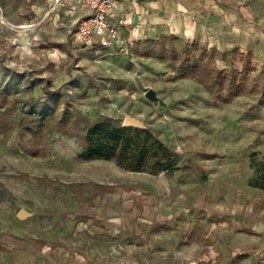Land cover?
I'll list each match as a JSON object with an SVG mask.
<instances>
[{"label": "rangeland", "instance_id": "rangeland-1", "mask_svg": "<svg viewBox=\"0 0 264 264\" xmlns=\"http://www.w3.org/2000/svg\"><path fill=\"white\" fill-rule=\"evenodd\" d=\"M45 8L0 0V90L24 98L26 81L42 78L85 122L51 132L38 157L16 130L0 135V264H264V190L251 186L264 161L261 74L238 77L237 91L223 87V102L218 86L183 73L185 40L70 52ZM206 53L204 64L239 72L234 57ZM30 94L47 99L39 86ZM125 116L178 155L174 172L79 157L91 122Z\"/></svg>", "mask_w": 264, "mask_h": 264}, {"label": "trees", "instance_id": "trees-1", "mask_svg": "<svg viewBox=\"0 0 264 264\" xmlns=\"http://www.w3.org/2000/svg\"><path fill=\"white\" fill-rule=\"evenodd\" d=\"M188 49L191 51L185 50L182 53L183 73L207 87L218 86L214 93L217 100L223 102L229 100L230 96H223L221 89L227 86L228 89L239 90L238 77L246 78L249 71L253 72L249 54H241L238 51L231 53L234 59L241 57V70L236 73L231 69L219 70L215 65L204 64V55L206 52L212 55L213 50H205L194 43L189 44ZM4 58V54L0 55V62ZM26 85L23 91L26 94L24 98L18 97L15 91L0 90V135L4 138L9 137L16 130L21 139L29 138L30 147L26 152L30 156L38 157L43 154V146L51 132L70 133L85 121L70 112L68 103L60 93L48 90L44 79L31 78L26 81ZM35 86L40 87V91L47 99L41 101L32 97L30 93ZM54 95L55 97H52ZM58 109L61 110L64 119L59 118ZM17 112H20L21 120L15 122L13 117ZM80 144L81 159L113 161L128 172L170 174L177 169L179 162L178 155L149 130L122 126L121 122L113 123L108 120L91 122L81 137ZM254 166L251 186L264 190V161L257 162Z\"/></svg>", "mask_w": 264, "mask_h": 264}, {"label": "crops", "instance_id": "crops-1", "mask_svg": "<svg viewBox=\"0 0 264 264\" xmlns=\"http://www.w3.org/2000/svg\"><path fill=\"white\" fill-rule=\"evenodd\" d=\"M113 11L136 27V48L159 39H182L225 56L238 51L250 55L253 72L264 78V0H114ZM45 12L60 30V45L79 51L63 34L79 17L77 0H46Z\"/></svg>", "mask_w": 264, "mask_h": 264}, {"label": "built area", "instance_id": "built-area-1", "mask_svg": "<svg viewBox=\"0 0 264 264\" xmlns=\"http://www.w3.org/2000/svg\"><path fill=\"white\" fill-rule=\"evenodd\" d=\"M77 7L79 17L63 29L65 38L75 47L119 53L136 48V27L128 24L125 18L114 16V0H77Z\"/></svg>", "mask_w": 264, "mask_h": 264}, {"label": "water", "instance_id": "water-1", "mask_svg": "<svg viewBox=\"0 0 264 264\" xmlns=\"http://www.w3.org/2000/svg\"><path fill=\"white\" fill-rule=\"evenodd\" d=\"M146 96L148 99L150 100H154V95H153V92L152 91H147L146 93ZM121 125L122 126H131V127H134V128H138V129H143V127L141 126L140 122H138L136 119L130 117V116H125L121 122ZM16 216L19 218V219H24L27 214L24 210H19L16 214Z\"/></svg>", "mask_w": 264, "mask_h": 264}]
</instances>
